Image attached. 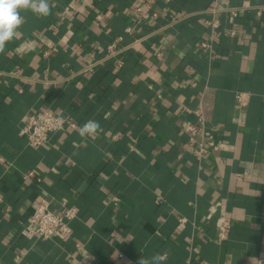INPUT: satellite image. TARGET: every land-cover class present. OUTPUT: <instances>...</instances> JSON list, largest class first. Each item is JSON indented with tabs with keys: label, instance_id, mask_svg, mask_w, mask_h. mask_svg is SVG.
<instances>
[{
	"label": "crops",
	"instance_id": "1",
	"mask_svg": "<svg viewBox=\"0 0 264 264\" xmlns=\"http://www.w3.org/2000/svg\"><path fill=\"white\" fill-rule=\"evenodd\" d=\"M52 3L48 16L22 12L0 54V264H138L165 252L163 264H264V0ZM214 5L222 24L207 50ZM199 104L198 141L219 143L201 158L182 127ZM43 109L79 127L34 146L21 129ZM88 120L100 131L82 138ZM40 202L78 207L68 238L27 230ZM220 216L231 220L224 241Z\"/></svg>",
	"mask_w": 264,
	"mask_h": 264
},
{
	"label": "built area",
	"instance_id": "2",
	"mask_svg": "<svg viewBox=\"0 0 264 264\" xmlns=\"http://www.w3.org/2000/svg\"><path fill=\"white\" fill-rule=\"evenodd\" d=\"M243 7H228L230 14L232 16H238L241 14V9ZM140 16L143 19L156 18L157 12H149L143 10L142 6L137 7ZM222 9L221 6L214 5L210 7V11L213 16L206 20V24L211 27L212 34L210 39L202 41V45L205 49H211L212 39L214 32L220 28L222 22L219 18V12ZM264 9V5L258 8V13ZM126 31L129 33L133 32V27L128 26ZM231 35H236L235 30H229ZM121 38L119 37L114 42L108 45V51L110 54H115L118 41ZM138 41V40H137ZM119 65H123V61L120 59L118 61ZM250 92L240 90L237 92V102L240 107L247 106L250 101ZM194 113L197 117V122H183V131L188 134L189 142L191 144H196L195 154L198 158L203 157L205 154L211 150L219 148V143L214 139L208 140L205 142L204 139L198 141L197 136L200 132L204 131V115L202 105H198L194 108ZM79 127L78 122L71 118L70 116H65L62 114H57L51 109H43L37 112L30 113L24 122V125L21 129V133L34 145H42L49 137L51 132L63 130L66 128L76 129ZM79 209L75 205L67 206L62 213H57L50 208L48 202H40L34 209L32 216L29 219L27 230L33 235L41 239L48 238H59L66 239L72 232V221L78 216ZM181 221H185V218H182ZM218 239L219 241H224L228 235L231 228V220L229 217L220 216L218 221ZM119 256L123 257L124 253L120 252ZM188 264H197L196 261L192 258L188 260Z\"/></svg>",
	"mask_w": 264,
	"mask_h": 264
},
{
	"label": "clouds",
	"instance_id": "3",
	"mask_svg": "<svg viewBox=\"0 0 264 264\" xmlns=\"http://www.w3.org/2000/svg\"><path fill=\"white\" fill-rule=\"evenodd\" d=\"M52 0H0V54H5L7 44L17 38L24 18L22 12L30 10L40 16L51 14L53 7ZM100 131L98 121L88 120L79 128V135L82 138L95 137ZM168 253H157L151 259L140 258L138 264H163Z\"/></svg>",
	"mask_w": 264,
	"mask_h": 264
}]
</instances>
